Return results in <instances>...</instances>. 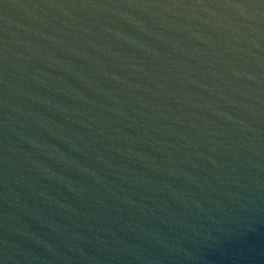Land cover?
Returning <instances> with one entry per match:
<instances>
[{"label":"water","instance_id":"obj_1","mask_svg":"<svg viewBox=\"0 0 264 264\" xmlns=\"http://www.w3.org/2000/svg\"><path fill=\"white\" fill-rule=\"evenodd\" d=\"M0 264H264V0H0Z\"/></svg>","mask_w":264,"mask_h":264}]
</instances>
